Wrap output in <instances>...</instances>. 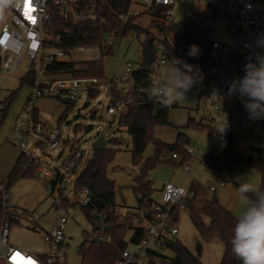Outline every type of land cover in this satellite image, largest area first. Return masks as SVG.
I'll return each instance as SVG.
<instances>
[{
    "label": "built area",
    "instance_id": "2783aa9c",
    "mask_svg": "<svg viewBox=\"0 0 264 264\" xmlns=\"http://www.w3.org/2000/svg\"><path fill=\"white\" fill-rule=\"evenodd\" d=\"M203 9L197 11V6ZM141 11H135L134 8ZM207 8L217 12L216 19L205 23L210 41V65L206 73L198 79L196 92L199 95V110L210 129V144L205 153H200L199 145L188 144L185 154L170 153L171 161L179 163L184 172L191 173L190 163L198 160L200 168L215 174L216 182L201 184L196 181L197 173L189 187L166 183L161 190L162 201L137 200L136 206L115 204L108 211L95 207L90 190L78 187L77 179L88 160L84 150L72 145L69 155L62 163L51 166L35 155L36 147L49 139L51 149L59 147L62 133L52 132L40 121L36 102L40 99H54L63 103L77 102L82 97L92 99L105 91L109 100L107 115L119 119L126 113L132 103L153 104L147 100V91L155 82L161 81V66L166 67L171 60V48L179 54L183 49L173 38L171 28L179 25L193 14L201 13ZM136 17L134 24L150 28L155 37V61L147 68V75L136 78L134 73L141 67L142 61L125 63L123 73L117 77L77 78L71 72L49 74L47 69L54 62L78 63L97 61L101 52L97 46H79L65 49L58 46L62 37L72 36L81 31V27L95 24L102 20L97 0H12L0 17V70L15 74L25 62L24 74L35 73L36 78L32 92L24 107L25 115L17 119L11 129L13 142L21 151L20 167L23 171L35 170L39 180H46L53 186L59 196L62 212L80 209L85 212L92 224V231L86 235L77 249L82 262V247L92 244L114 245L115 227L126 226L124 236L126 247L120 250V257L115 264H170L172 245L177 242L179 233L174 208L184 211L186 199L194 195L193 186H202L208 193L232 184L230 171H216L208 168L206 158L211 154H221L231 144L246 159L264 160V119L251 120L238 95H229L228 86L245 74V65L255 52L264 49L254 48L253 42L264 34V0H130L128 13L122 17L128 21ZM147 18L143 23L142 18ZM223 17L237 20L240 25L227 26V37L217 34L219 21ZM63 21L66 27L60 32L56 21ZM141 21V22H140ZM74 53L88 56L78 60L65 59ZM26 58V59H25ZM221 98H213V92ZM227 121L224 130L217 129ZM39 139L37 144L34 139ZM201 154V157L199 155ZM142 163L133 165L128 172L135 176L141 172ZM154 189V186H151ZM137 195V199L140 198ZM153 199V198H152ZM67 216H62L44 235L47 245L46 253L31 252L10 242L13 220L0 217V264H70L67 261L71 251L65 228ZM141 233L138 243L133 238Z\"/></svg>",
    "mask_w": 264,
    "mask_h": 264
},
{
    "label": "rangeland",
    "instance_id": "374dc122",
    "mask_svg": "<svg viewBox=\"0 0 264 264\" xmlns=\"http://www.w3.org/2000/svg\"><path fill=\"white\" fill-rule=\"evenodd\" d=\"M202 9V5L196 8L197 11ZM134 10L141 11L138 7ZM142 22H147V18H142ZM228 25L236 27L240 25V22L226 17L220 19L217 29L220 38L227 37ZM144 40V36L140 38L135 35L124 37L107 33L103 45L104 51L108 52V55L103 57L105 77L120 76L124 71L125 63L128 61L135 63V67H137V63L142 61ZM175 42L180 45L178 40ZM98 51L101 52V49L99 48ZM86 56L88 55L85 53H74L65 59L78 60ZM24 68L25 62L21 65L20 71L15 74L4 73L0 70V119L3 113L5 114L0 126V201L2 203L8 202L12 213L13 225L10 231V242L31 252L46 253L48 248L44 241V235L60 217L65 215L68 217L65 235L71 249L67 261L70 264H80L82 259L77 253V249L81 246L86 235L92 231L91 221L85 212L80 209L62 212L58 206V193L56 191L52 193L53 186L51 183L46 180H39L36 175L29 174L19 177L9 189L3 190L4 184L21 154L19 147L13 142L11 129L15 121L22 119L25 115L24 107L32 92V85L28 83H25L21 88L20 80L25 75ZM104 92L97 98L82 97L79 99L69 110L62 123H59V117L66 108L65 103L54 99L38 100L36 107L40 121L50 131L61 132L62 137L59 147L56 149H51L49 139H44L36 147L35 155L49 165L56 166L63 162L69 155L71 146L75 145L85 152L84 164L93 156V143L103 126L110 122L107 136L110 140L117 138V143L108 145V148L116 151L115 159L108 167V176L115 182L117 180L131 181L128 185L118 189L116 201L118 204L136 206L137 194L134 190L135 182L133 180L136 176L128 172L134 165L131 153L132 137L127 129L120 125L119 119H112L107 115L109 100ZM13 94L14 97L11 96ZM168 119L173 126H158L154 133L156 139L167 144H174L181 132L187 135L192 144L199 145L201 154L206 152L211 140L209 132H201L199 129L187 127L189 119H193L196 124L207 126L203 113L199 110V95L196 92V84L186 93V101L175 103L171 107ZM38 140V138L34 139V142ZM155 151V145L149 144L143 155V161L154 156ZM170 157L171 154H167L163 163L148 174L154 186L152 198L156 202L162 201L159 189L164 184L172 183L189 187L194 173H197L196 181L203 185L208 181L216 182L215 174L218 173L203 170L200 168L198 160L190 163L192 174H188L184 172L178 162L174 164ZM166 160L168 162H165ZM245 180L262 186L260 173L255 168L246 166L234 177L232 176L231 185L224 188L219 187L216 191L210 192L209 198L220 200V203L231 210L238 219L243 211V202L237 195V188L239 183ZM205 222L209 224L210 221L205 218ZM178 228L177 240L195 254L202 264H221L225 244L220 239L206 242L197 231L188 211L181 212ZM198 243L202 246L200 254L196 252ZM171 256L175 257V254L172 253Z\"/></svg>",
    "mask_w": 264,
    "mask_h": 264
},
{
    "label": "trees",
    "instance_id": "16d2710c",
    "mask_svg": "<svg viewBox=\"0 0 264 264\" xmlns=\"http://www.w3.org/2000/svg\"><path fill=\"white\" fill-rule=\"evenodd\" d=\"M97 2L102 14V20L95 24L82 26L81 31L72 36L64 35L58 46L65 49L79 46H97L101 49V59L78 63L54 62L48 67V73L71 72L77 78H105L103 57L108 55V52L104 51L103 45L105 35L107 33H114L124 37L129 35H135L138 38L145 37L142 64L134 75L138 79L147 75V68L156 58V39L150 33V28L134 24L136 17H131L128 21L122 19L129 11L130 0H97ZM5 10L6 8L0 11V17L4 15ZM216 17L217 12L212 8H207L201 13L191 15L179 25L171 28L173 38L179 40L183 49V54H179L171 48V59L177 57L187 64L196 66L199 78L206 73L210 65L209 31L205 27V23L209 19H216ZM55 25L60 32L66 27V24L60 20L56 21ZM193 44L198 45L200 49L197 57L187 55L190 46ZM35 78L36 74L34 72L24 75L20 80L21 88L25 83L33 86ZM11 96L14 97V94ZM90 97L95 98V93L91 92ZM74 103H65L66 108L59 117V123H62L66 119L67 113L74 106ZM172 106L174 105L164 107L158 102L144 105L132 103L128 106L126 113L122 114L119 118L120 125L125 127L132 137L131 153L133 164L137 165L142 162L140 174L136 175L133 179L135 182L134 190L137 195L141 196L137 199L140 203L144 200H153L152 194L154 189L151 188L153 184L148 179L149 172L163 163L164 157L169 153L176 152L184 155L185 146L191 143L187 135L181 132L178 134L177 141L174 144H167L155 138L154 133L158 126H173L168 119L169 110ZM4 118L5 114L3 113L0 119V126ZM187 127L199 129L201 132L210 131L206 125L196 124L193 119H189ZM116 143L117 138L111 139L110 144ZM151 143L155 145V154L143 161V155ZM115 155L116 151L108 147L104 150H94L93 156L88 160L77 179V186L88 188L92 194L95 207L104 211H108L111 206L117 204V191L122 188H117L116 182L108 176V167L114 161ZM165 162L168 161L166 160ZM205 162L208 168L221 172L230 171L233 177L246 166H251L262 176L261 187H264V160L251 161L246 159L232 144L221 154L208 155ZM29 174L35 176L34 168L23 171L20 167L19 158L11 170L3 190L9 189L19 177ZM192 190L194 191V195L186 199L184 211L189 212L191 220L201 237L206 242H211L214 239L223 241L225 252L221 264H242V261L232 253L229 243L237 220L233 212L223 206L219 200L209 198V193L204 187L193 186ZM174 213L176 219L179 220L181 215L180 208H174ZM11 215L8 202L2 203L0 201V217L5 216L11 220ZM205 218L209 219V224L205 222ZM114 232L116 238L114 245L92 244L89 247H82L83 262L87 264H115L120 257V250L126 247L124 236L128 232V228L116 225ZM140 239L141 233L139 232L133 238V242L138 243ZM172 252L175 254V257H172L170 264H202L198 257L178 240L173 243Z\"/></svg>",
    "mask_w": 264,
    "mask_h": 264
},
{
    "label": "clouds",
    "instance_id": "9594fccd",
    "mask_svg": "<svg viewBox=\"0 0 264 264\" xmlns=\"http://www.w3.org/2000/svg\"><path fill=\"white\" fill-rule=\"evenodd\" d=\"M12 0H0V11L9 6ZM254 48L264 49V34L253 42ZM200 53L198 45H191L187 53L197 57ZM170 67L161 66L165 79L155 82L147 91L149 102H158L169 107L186 101V93L198 82L196 66L187 64L180 58L173 57L168 61ZM244 76L234 79L228 86L229 95H238L249 114V119H264V52H255L245 65ZM213 98H221L213 92ZM227 121L217 129L223 131ZM237 195L243 202V211L233 228L229 241L232 253L242 264H264V187L249 181H241Z\"/></svg>",
    "mask_w": 264,
    "mask_h": 264
},
{
    "label": "water",
    "instance_id": "95a60500",
    "mask_svg": "<svg viewBox=\"0 0 264 264\" xmlns=\"http://www.w3.org/2000/svg\"><path fill=\"white\" fill-rule=\"evenodd\" d=\"M109 124L110 122L105 123L102 130L100 131L97 139L93 143L94 150H104L108 147L110 144V139L108 138V131H109ZM37 144V142L31 147V150L34 148V146ZM130 180H117L116 181V187H123L130 183ZM196 252L200 254L202 252V246L198 243Z\"/></svg>",
    "mask_w": 264,
    "mask_h": 264
},
{
    "label": "crops",
    "instance_id": "0c3cea01",
    "mask_svg": "<svg viewBox=\"0 0 264 264\" xmlns=\"http://www.w3.org/2000/svg\"><path fill=\"white\" fill-rule=\"evenodd\" d=\"M179 41V40H178ZM181 46V45H180ZM101 58V57H100ZM166 67H170L169 64H167ZM165 79V74L162 72L161 81ZM174 105V104H173ZM173 107V106H172ZM171 109V108H170ZM20 158V157H19ZM19 158L17 159L16 163L18 162ZM174 163V162H173ZM175 164V163H174ZM148 179L150 180V177L148 176ZM151 181V180H150ZM163 187V186H162ZM162 187L159 189V192H161ZM220 201V200H219ZM221 202V201H220Z\"/></svg>",
    "mask_w": 264,
    "mask_h": 264
}]
</instances>
